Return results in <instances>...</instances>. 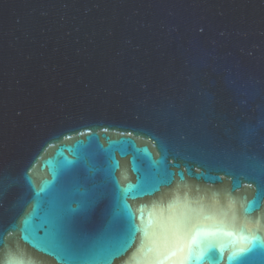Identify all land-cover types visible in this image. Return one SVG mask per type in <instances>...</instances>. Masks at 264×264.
<instances>
[{
    "label": "water",
    "instance_id": "95a60500",
    "mask_svg": "<svg viewBox=\"0 0 264 264\" xmlns=\"http://www.w3.org/2000/svg\"><path fill=\"white\" fill-rule=\"evenodd\" d=\"M0 264H264V0H0Z\"/></svg>",
    "mask_w": 264,
    "mask_h": 264
},
{
    "label": "snow or ice",
    "instance_id": "6c2138e0",
    "mask_svg": "<svg viewBox=\"0 0 264 264\" xmlns=\"http://www.w3.org/2000/svg\"><path fill=\"white\" fill-rule=\"evenodd\" d=\"M69 212H71V213L75 214V213H77V212H78V209H72V208H70V209H69Z\"/></svg>",
    "mask_w": 264,
    "mask_h": 264
}]
</instances>
